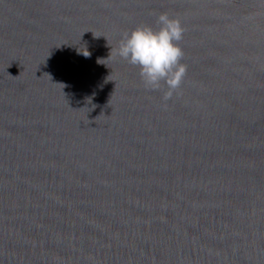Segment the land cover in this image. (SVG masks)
<instances>
[{
  "label": "water",
  "instance_id": "95a60500",
  "mask_svg": "<svg viewBox=\"0 0 264 264\" xmlns=\"http://www.w3.org/2000/svg\"><path fill=\"white\" fill-rule=\"evenodd\" d=\"M162 13L166 102L109 58ZM0 264H264V0H0Z\"/></svg>",
  "mask_w": 264,
  "mask_h": 264
},
{
  "label": "clouds",
  "instance_id": "9594fccd",
  "mask_svg": "<svg viewBox=\"0 0 264 264\" xmlns=\"http://www.w3.org/2000/svg\"><path fill=\"white\" fill-rule=\"evenodd\" d=\"M157 24L158 28L139 26L125 32L118 49L112 48L109 58L115 54L137 66L145 87L162 91L166 102L180 89L187 73V65L181 63L184 52L179 43L184 28L178 18L167 13L158 16Z\"/></svg>",
  "mask_w": 264,
  "mask_h": 264
}]
</instances>
